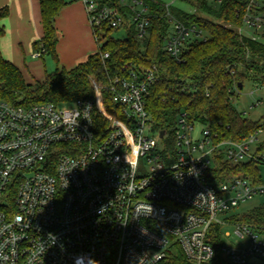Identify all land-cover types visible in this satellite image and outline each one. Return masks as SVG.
Here are the masks:
<instances>
[{
    "label": "built area",
    "instance_id": "obj_1",
    "mask_svg": "<svg viewBox=\"0 0 264 264\" xmlns=\"http://www.w3.org/2000/svg\"><path fill=\"white\" fill-rule=\"evenodd\" d=\"M81 1L93 31L125 21L115 7ZM162 1L170 23L164 50L180 60L187 44L205 34L171 12L178 0ZM126 4L143 36L148 6L121 0ZM244 10L238 31L262 36L264 0H248ZM122 71L105 86L91 78L94 97L68 106L0 97V264H210L212 228L226 225V214L241 202L264 195L261 171L221 182L213 176L219 157L264 167L258 133L236 141L208 126L194 138L195 121L183 113L172 134L161 137L146 104L155 75L130 65ZM236 233L247 243L221 244L224 258L232 264L264 258V234L242 222Z\"/></svg>",
    "mask_w": 264,
    "mask_h": 264
},
{
    "label": "trees",
    "instance_id": "obj_2",
    "mask_svg": "<svg viewBox=\"0 0 264 264\" xmlns=\"http://www.w3.org/2000/svg\"><path fill=\"white\" fill-rule=\"evenodd\" d=\"M38 1L43 35L33 43L34 53H39L42 59L50 55L58 63L56 46L59 37L55 23L66 1ZM178 1L223 21L218 23L207 15L191 13L172 5L170 10L177 19L185 24L197 25L205 34L202 39H194L187 44L180 60L164 50L170 23L162 0H144L149 8L150 25L143 36H140L134 21L129 24L128 15L132 12L128 4L131 1L122 6L121 0H99L101 5L115 7L122 13L125 21L121 26L127 28L126 38L113 36V32L121 26L112 28L103 25L93 31L98 44L95 53L73 68L46 72L43 80L34 82H27L22 71L5 58L0 49V97L26 106L44 102L68 106L79 99L94 97L91 78L105 86L114 76L125 75L127 71L123 72L122 68L130 65L151 70L155 75L154 82L149 86L146 104L156 130L172 134L180 116L186 113L191 121H208L209 127L220 138L239 141L263 131L264 120H250L233 105L240 83L243 85L246 80L252 79L264 86V41L238 31L243 26V13L248 0H226L220 5L207 0ZM8 15V6L1 7L0 39L5 34L3 19ZM105 53L109 54L107 58L103 56ZM104 93L107 97L106 90ZM259 145L258 151L264 149V139ZM259 172L260 166L254 161L232 164L219 157L213 176L221 182L231 174L258 175ZM230 219L248 223L254 231L264 234V204ZM211 240L216 255L210 264H232L220 251V226L212 228ZM246 264H264V258Z\"/></svg>",
    "mask_w": 264,
    "mask_h": 264
},
{
    "label": "crops",
    "instance_id": "obj_3",
    "mask_svg": "<svg viewBox=\"0 0 264 264\" xmlns=\"http://www.w3.org/2000/svg\"><path fill=\"white\" fill-rule=\"evenodd\" d=\"M65 1L55 23L59 37L56 46L58 63H55L70 69L95 53L98 44L83 2ZM4 6H8L9 15L3 19L5 34L0 39L3 56L22 71L27 82L43 80L48 72L47 64L34 56L33 49V43L43 35L39 1L0 0V8Z\"/></svg>",
    "mask_w": 264,
    "mask_h": 264
},
{
    "label": "rangeland",
    "instance_id": "obj_4",
    "mask_svg": "<svg viewBox=\"0 0 264 264\" xmlns=\"http://www.w3.org/2000/svg\"><path fill=\"white\" fill-rule=\"evenodd\" d=\"M167 3H171L174 0H164ZM174 6L179 7L183 10H186L191 13H196L199 15H207L202 13L198 8L195 6L187 5L182 2L174 1ZM211 20L223 23L217 17L207 15ZM129 24H131L132 16L128 15ZM225 23V22H224ZM228 24V23H227ZM233 27L237 29L234 25ZM93 30V29H92ZM242 34L248 35L250 37H258V39L264 41L262 36H256V34L249 28L244 27L243 31L240 30ZM113 36L118 39H124L127 36V28L125 26H121L117 30L113 32ZM43 61L47 64L48 72H53L56 69H61L53 58L50 55H45ZM42 62V60H41ZM43 63V62H42ZM44 68V66H43ZM35 78L36 75H34ZM252 80V79H251ZM246 80L243 84V88L238 90L236 95L233 98V105L239 110L243 112L247 118L253 121L264 120V86H261L258 82ZM194 128L191 132L192 137L196 138L200 136L201 130L207 128L209 126L208 121L204 120H197L194 123ZM157 134H155L156 136ZM257 141L256 143L261 142L264 139V130L257 134ZM254 143L252 145V149H254L257 144ZM261 173H264V167L260 168ZM264 204V195H256L253 196L243 202H241L238 206L234 207L229 213L226 214L227 218H231L232 216H239V214H244L250 212L255 207ZM226 225L221 227V240L222 244L225 246L231 247H239L243 244L247 243L246 239H241L237 231L238 222L235 220H229ZM256 261V259H254Z\"/></svg>",
    "mask_w": 264,
    "mask_h": 264
},
{
    "label": "water",
    "instance_id": "obj_5",
    "mask_svg": "<svg viewBox=\"0 0 264 264\" xmlns=\"http://www.w3.org/2000/svg\"><path fill=\"white\" fill-rule=\"evenodd\" d=\"M242 86H243L242 83H240L239 88L241 89ZM164 134H165V131L164 130H161L160 131V136L162 137Z\"/></svg>",
    "mask_w": 264,
    "mask_h": 264
}]
</instances>
